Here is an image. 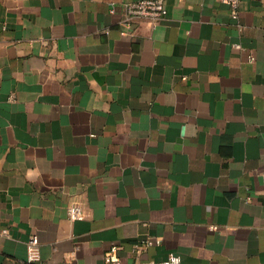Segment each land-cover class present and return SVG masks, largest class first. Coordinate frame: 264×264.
<instances>
[{"label":"crops","instance_id":"0c3cea01","mask_svg":"<svg viewBox=\"0 0 264 264\" xmlns=\"http://www.w3.org/2000/svg\"><path fill=\"white\" fill-rule=\"evenodd\" d=\"M132 1L0 0V264H264V0Z\"/></svg>","mask_w":264,"mask_h":264},{"label":"built area","instance_id":"2783aa9c","mask_svg":"<svg viewBox=\"0 0 264 264\" xmlns=\"http://www.w3.org/2000/svg\"><path fill=\"white\" fill-rule=\"evenodd\" d=\"M230 4L234 8L236 15V8L239 0H221ZM166 0H136L126 4V15L122 20L123 28L121 33L126 34L129 28L133 25L134 20L145 18L150 20L154 26L167 15ZM68 216L72 219H79L85 216L82 207L79 204H71L68 208ZM4 234L8 233L7 229L3 230ZM153 240H147L146 243H153ZM158 242V240H157ZM28 261L29 263L40 261V240L38 235L33 234L28 240ZM119 246H112L105 254L106 264H126L118 254ZM136 264V263H129ZM143 264H183L182 258L179 254L171 253L164 260H148Z\"/></svg>","mask_w":264,"mask_h":264}]
</instances>
